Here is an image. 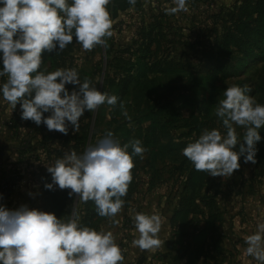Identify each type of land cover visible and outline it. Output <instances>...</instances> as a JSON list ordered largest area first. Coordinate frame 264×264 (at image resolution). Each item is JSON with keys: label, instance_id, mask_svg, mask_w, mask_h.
<instances>
[{"label": "rangeland", "instance_id": "obj_1", "mask_svg": "<svg viewBox=\"0 0 264 264\" xmlns=\"http://www.w3.org/2000/svg\"><path fill=\"white\" fill-rule=\"evenodd\" d=\"M250 1L255 4L258 0ZM248 2L188 0L187 11L169 15L166 9L175 7L173 0H143L140 10L120 12L112 19V36L104 38L106 46L97 45L84 51L74 38L59 54L45 51L40 70L74 68L81 82L87 78L100 91L119 99L115 106L104 104L94 112L86 111L80 119L79 131L75 132L69 124L65 135L48 131L43 124L37 126L30 120H22L20 105L14 109L0 97V126L2 116L12 115L10 119L16 122L20 134L19 163L16 168L7 169L10 180L1 177V183L8 184L2 195L11 192L10 181L27 179L26 192L36 196L38 210H54L57 198L61 201L58 205L67 209L66 218L75 207L82 226L113 233L125 260L126 242L139 236L130 235L134 216L145 214L146 210L171 211L181 201L178 199H185L192 192L189 179L193 172L203 175L206 183L197 188L200 192L207 187L210 197L220 196L216 188L226 184L235 191L248 186L249 181H263V170L257 163L264 146V128L259 130L262 140L257 144V162L245 164L241 157V168L231 177L208 176L195 170L182 155V150L205 129L224 132L215 110L227 87L247 86L251 89L248 95L264 104V52L260 48L264 14L255 12L245 19ZM156 15L162 26L149 33L150 21ZM217 40L228 43L222 56L217 55ZM6 79L0 77V84ZM67 87L72 91L74 86ZM125 111L130 120L123 114ZM244 131L237 127L241 138ZM108 132L113 133L121 146L129 144L130 154V142L134 140H140L146 149L143 158L133 157V179L122 198L125 204L111 219L100 217L93 201L79 202L78 195L70 198V189L45 187L52 183L47 167L54 166L66 153L83 154ZM184 199L181 206L187 204Z\"/></svg>", "mask_w": 264, "mask_h": 264}, {"label": "clouds", "instance_id": "obj_2", "mask_svg": "<svg viewBox=\"0 0 264 264\" xmlns=\"http://www.w3.org/2000/svg\"><path fill=\"white\" fill-rule=\"evenodd\" d=\"M111 0H0V97L12 108L20 105L21 119L43 124L48 131L68 134L71 124L79 131L86 111L99 106H115L116 95L100 91L85 78L81 82L76 69L60 68L53 72L40 70L42 54L65 50L75 42L84 51L97 45L106 46L112 36V19L108 9ZM188 0H173L169 15L187 11ZM135 5L137 0H128ZM68 85L73 90L69 91ZM247 86L232 85L223 91L215 115L222 121L224 132L205 129L200 137L182 150L195 170L211 177H231L244 163L255 164L257 144L262 140L264 104L248 95ZM123 108V104H121ZM45 113H49L45 117ZM129 120L127 112L123 113ZM237 127L243 128V137ZM239 148L237 150V146ZM121 146L108 132L83 154L72 151L47 167L54 190L70 189L71 198L93 201L100 217L114 218L123 208L132 182L134 156L143 158L146 151L140 140ZM0 201L3 195L0 194ZM135 230L139 237L133 246L141 251H156L161 241V217L137 213ZM244 254L264 264V223L246 237ZM124 256L111 231L82 226L73 208L67 218L28 206L10 210L0 203V264H123Z\"/></svg>", "mask_w": 264, "mask_h": 264}, {"label": "crops", "instance_id": "obj_3", "mask_svg": "<svg viewBox=\"0 0 264 264\" xmlns=\"http://www.w3.org/2000/svg\"><path fill=\"white\" fill-rule=\"evenodd\" d=\"M8 116L1 117L0 180L1 177L10 180L7 169L10 166L16 168L19 163L20 134L16 122L10 119L12 115ZM27 182L23 177L17 182L10 181L12 190L0 203L10 210L21 206L38 209L36 196L26 192ZM227 185L216 188L220 196L213 194L210 197L207 187L200 192L197 188L185 199H178L181 201L171 207V211H156L155 214L161 217L160 247L156 251H141L133 246L130 238L125 245L123 264H257L253 257L244 254L245 239L256 231L258 223H264V178L263 181H249V187L235 191ZM183 199L186 206L180 204ZM43 211L51 213L46 208ZM151 212L146 210L145 214H154ZM131 231L130 235H139L135 226Z\"/></svg>", "mask_w": 264, "mask_h": 264}, {"label": "trees", "instance_id": "obj_4", "mask_svg": "<svg viewBox=\"0 0 264 264\" xmlns=\"http://www.w3.org/2000/svg\"><path fill=\"white\" fill-rule=\"evenodd\" d=\"M206 3V2H205ZM247 5V12L244 14V18L248 19L251 18V15H253L255 12L258 13H262L264 14V0H258L255 4H253V1H250L248 3H245ZM143 6L142 0H137V3L133 6L130 5L128 3V0H111V3L108 5V9L111 15V19H113L114 17H116L120 12H127L130 9H135V10H140ZM156 17H153L151 19V24L149 26V33L150 31L154 32L156 31L158 28H160L162 25L161 21L158 20ZM148 33V34H149ZM154 39V38H153ZM218 42V43H217ZM217 45V55L218 56H222L224 54V49L227 48L228 43L222 42L217 40L216 41ZM260 48H262V52H264V32L261 33V41H260ZM218 60H216L217 62ZM264 75V74H263ZM263 170V174H264V146L261 152V156L259 157V162L257 163ZM206 182V180L204 179L203 175L201 173H196L194 174V172L191 175V178L189 179V183L192 186V191L195 192L196 188L201 184ZM58 201H60V199H55V205H54V210H51V213L55 214L57 216V218H62V214L65 215L66 218V213H67V209H62L61 204L58 205ZM51 208L53 209V205H51Z\"/></svg>", "mask_w": 264, "mask_h": 264}, {"label": "built area", "instance_id": "obj_5", "mask_svg": "<svg viewBox=\"0 0 264 264\" xmlns=\"http://www.w3.org/2000/svg\"><path fill=\"white\" fill-rule=\"evenodd\" d=\"M155 2V4H157V2L156 1H154ZM111 3V2H110ZM154 3H152V5H153V9H156L157 8V6L155 5ZM156 16H158V15H156ZM5 188H8V184L7 183H1V180H0V194H3V190H5ZM9 190H6V192H8Z\"/></svg>", "mask_w": 264, "mask_h": 264}]
</instances>
